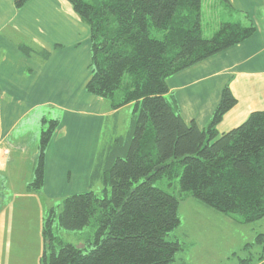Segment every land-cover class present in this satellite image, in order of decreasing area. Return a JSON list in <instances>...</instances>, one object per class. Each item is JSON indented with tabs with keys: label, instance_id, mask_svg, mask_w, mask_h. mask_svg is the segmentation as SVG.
Segmentation results:
<instances>
[{
	"label": "trees",
	"instance_id": "1",
	"mask_svg": "<svg viewBox=\"0 0 264 264\" xmlns=\"http://www.w3.org/2000/svg\"><path fill=\"white\" fill-rule=\"evenodd\" d=\"M28 1L14 0V6ZM66 1L90 31L86 92L112 110L128 104L134 109L128 134L96 157L90 186L100 182L103 196L91 190L71 195L47 212L42 264H172L184 251L172 233L180 225L179 204L187 198L241 224L264 221V111L219 135L216 126L236 105L227 87L210 122L199 129L182 120L166 83L251 37L256 29L248 17L221 21L205 37V0ZM57 126L50 120L42 129L29 192L42 190L45 153ZM163 180L166 189L156 185ZM55 223L67 232L90 228L92 237L83 247L63 243L53 234ZM256 239L264 242L263 235Z\"/></svg>",
	"mask_w": 264,
	"mask_h": 264
},
{
	"label": "crops",
	"instance_id": "2",
	"mask_svg": "<svg viewBox=\"0 0 264 264\" xmlns=\"http://www.w3.org/2000/svg\"><path fill=\"white\" fill-rule=\"evenodd\" d=\"M207 8H214L221 21L246 16L256 31L228 50L169 77L166 83L182 120L199 129L208 125L227 87L236 105L216 126L222 135L243 124L251 113L264 111V0H208ZM22 46L31 50L29 55L20 50ZM41 51L48 53L46 59L38 54ZM90 65L89 28L66 0H29L20 9L14 0H0V176L10 178L15 160L22 159L28 148L27 171L29 178L33 175L38 131L49 117L58 126L45 153L42 193L54 200L89 190L103 123L108 118L117 120L120 111L121 115L129 113L130 119L133 106L112 110L108 102L88 94ZM49 110H55L54 116L52 112L47 115ZM178 214L183 234H175V229L172 236L197 253H208L210 248L235 255L257 244L259 234L264 236L259 230L240 233L239 239V229L249 230L252 224L238 223L191 198L179 204ZM0 236L1 244L8 246L6 237ZM250 255V264H256ZM177 258L179 264H186L178 255L172 264Z\"/></svg>",
	"mask_w": 264,
	"mask_h": 264
},
{
	"label": "rangeland",
	"instance_id": "3",
	"mask_svg": "<svg viewBox=\"0 0 264 264\" xmlns=\"http://www.w3.org/2000/svg\"><path fill=\"white\" fill-rule=\"evenodd\" d=\"M206 1L208 2V0H205L202 4V7H204L202 8V32L203 36L209 37L217 29L219 22L224 19L217 17L214 8L205 9ZM120 99V93H117L114 100L118 102ZM133 109V106L130 107L131 113L133 112ZM50 112L52 111L49 110L47 115H50ZM52 114L54 116L55 110H53ZM45 119L47 122L54 120L49 117ZM41 127L38 131L37 143L35 145H39L42 132ZM129 130V113L121 115L120 111L117 120H114V118H108L105 120L99 138V151H102L107 145L115 143L118 138L125 137ZM23 152L25 154L23 158L18 159V161L15 160V165H13L11 171V177L8 179L6 177L5 179L0 176V184L2 185L0 190V234L2 233L4 236L3 239L6 237V243L8 245H2V242H0V264H42V256L44 252L42 226L44 219L51 208H57L61 204V201L66 198L61 197L52 200L47 198L42 193V190L41 192L27 191V186L33 182V179L31 178L32 175L30 176V180L27 171L29 169L27 162L31 157H29L30 154H28L30 152L29 148L26 151L23 150ZM18 162L20 163L19 165ZM15 167V172H13V168ZM156 185L160 188L162 187L166 189L167 184L163 180L156 183ZM89 190L97 194L99 197L103 196L104 188L100 182L91 184V186L89 184ZM106 191L109 194L110 188L107 187ZM5 216L7 217L6 220ZM240 230L241 229H239L238 232L239 239L240 233L245 234L250 233L251 231L257 232L259 230L264 231V223L262 221L254 223L249 226V230H242L243 233L240 232ZM174 233L183 234V230L179 227ZM200 233H203V231H200ZM53 234L63 243L72 244L76 247H83L87 244L86 241L91 239L92 230L86 228L80 232H67L59 229L55 223L53 225ZM12 237L14 238L13 241L11 240ZM261 244L264 245V242L259 240L257 241V244L255 243L251 248L247 247L245 251H237L235 255L228 256L220 254L216 249L210 248H207L208 253H203L202 251H198L197 253L196 249L190 251L185 245L184 251L177 255L178 257H183V259L187 261L186 264H239L238 259H248V255H250L248 252H251L250 257H253V261L257 262L256 264H259L264 260V252L262 253L263 246ZM229 249L231 248H228L226 251ZM224 256L227 257L224 258ZM6 258L11 259V262H7ZM189 259H192L191 263L188 261ZM176 261H178L176 264L181 262L178 258ZM183 263H185V261Z\"/></svg>",
	"mask_w": 264,
	"mask_h": 264
}]
</instances>
